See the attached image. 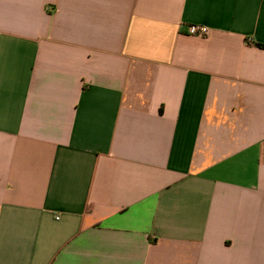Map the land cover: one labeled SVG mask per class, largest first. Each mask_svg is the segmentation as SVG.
Returning <instances> with one entry per match:
<instances>
[{
    "label": "crops",
    "instance_id": "crops-1",
    "mask_svg": "<svg viewBox=\"0 0 264 264\" xmlns=\"http://www.w3.org/2000/svg\"><path fill=\"white\" fill-rule=\"evenodd\" d=\"M0 264H264V0H0Z\"/></svg>",
    "mask_w": 264,
    "mask_h": 264
},
{
    "label": "built area",
    "instance_id": "built-area-1",
    "mask_svg": "<svg viewBox=\"0 0 264 264\" xmlns=\"http://www.w3.org/2000/svg\"><path fill=\"white\" fill-rule=\"evenodd\" d=\"M188 32L193 35L206 36L209 33V27L204 24H191L188 27Z\"/></svg>",
    "mask_w": 264,
    "mask_h": 264
}]
</instances>
